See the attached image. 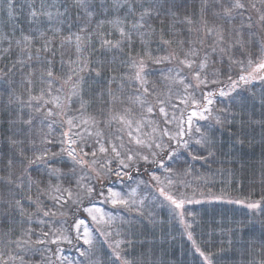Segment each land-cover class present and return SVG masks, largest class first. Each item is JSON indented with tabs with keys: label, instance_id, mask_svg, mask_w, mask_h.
<instances>
[{
	"label": "snow or ice",
	"instance_id": "obj_1",
	"mask_svg": "<svg viewBox=\"0 0 264 264\" xmlns=\"http://www.w3.org/2000/svg\"><path fill=\"white\" fill-rule=\"evenodd\" d=\"M3 3L9 21L15 20L16 0H3ZM213 5L219 7L218 11H213V16L224 21V24L208 26L205 13L210 7L209 0H201L199 21H194L191 17L186 16L183 21L173 19L168 32H165L163 27L159 30L161 43L168 46L164 55L154 54L149 47L152 36L157 33L149 21L154 14L157 18L160 16L159 6L155 0H111L108 8L112 11L113 16L97 21L95 28L91 27L92 17L95 14L91 0H71L70 6L76 9L78 13H82L86 21L79 27L78 32L69 31L66 35L62 34L60 27L54 25L64 23L63 18L68 12L67 4L63 6L62 10L59 0H30L27 4L28 23L39 25L46 21L49 26L43 30L36 27L28 34L20 29L18 38L15 25H13L11 33L0 34V60L11 57L15 53V59L12 63L10 65L6 63L3 68H0V80L10 77L17 70L24 73L25 68L28 69L24 80L27 85V99L9 93L6 105V107L13 104L19 106L17 120L9 121L10 131L17 123H20L26 126V138H16L15 132L7 137L11 145L20 146L18 154L21 167L18 173L14 172V160L11 157L8 158L9 172L7 177H0V183L10 185L16 191L11 194L10 199L0 198V206H5L6 210H15L21 219L18 221L19 234H16L15 229L10 227L0 237V245H2L0 247V264H9V260H18L19 264H26L25 255L32 250L28 246L31 243L44 245L49 243V240L52 244H57L56 252H62L59 247L60 242L73 245L74 242L82 240L83 245L88 246L81 250L77 245L79 255L85 258L84 261H72L68 257H62L61 264L64 261H67V264H99V261L91 259L94 241L85 219L75 218V213H73L74 219L70 228L54 229L50 220L46 218L66 215V211L63 210L66 205L69 208L76 205L78 210L85 198L94 201L103 197L104 202H110L113 206L123 205L130 209L129 199L124 198L119 192L113 191L109 185L102 182L110 180L112 177H116L117 180H122L124 176L131 178L129 170L136 167L141 161L145 165L155 164L164 169L165 172L172 173L171 166L165 165L164 157L166 155L168 160H172L176 150L164 140V137H167L168 141L176 140L185 149L189 147L190 143L200 145L205 149L207 155L189 152L191 159L193 161L211 162L216 155L211 129H202L196 122L211 120L215 122V125L223 126L231 124L232 121L226 115L222 117L214 114V109L211 107L214 100L211 97L216 93L207 92L203 96L204 102L202 103L192 97L189 89L194 90L200 85L206 86L209 83L205 70L213 61V57H218L221 62L227 57L230 65L232 63L243 64L242 60L234 58L233 50L239 51L242 55H247L248 65L251 67L253 59L250 49L259 44L261 62L256 67L264 69V0H228L227 3H224L223 0H213ZM20 7L23 11L25 6L21 5ZM170 15L175 17L176 14L170 12ZM237 20L238 26H236ZM177 23L187 24L189 34L196 32L197 38H175L174 29ZM106 24L110 26V30L105 29ZM225 24L231 25V28L226 30ZM245 29L248 31L245 32ZM117 34L118 38H109ZM169 35L173 38H166ZM257 36H260L259 41L255 39ZM208 37H212V43L208 45L210 51L205 50L204 55L201 56V49ZM137 41L142 49L133 55L132 50H134ZM97 43L99 48L105 52L115 50L125 53L126 56V59L122 60L121 63L127 71L119 76L112 75L108 80L106 89L108 99H104V91L97 93V97L104 105L100 109V114L105 116L103 120L94 115L85 114L89 102L81 97L84 85L87 83L83 73H94L95 77H101L105 71H114L104 61L92 60ZM197 43L201 45V48L196 47ZM126 49L130 51L126 52ZM57 56L60 58L61 65L59 73L55 70ZM173 63L175 67L153 68V66L172 65ZM185 69H188L187 73L184 72ZM156 71L159 72L158 79L150 80L149 77L153 76ZM189 76L195 81V84L189 80ZM34 77L39 80L40 84L47 85L46 88H40L38 94L33 91ZM252 78L251 74L249 76L241 75L239 81L249 83ZM261 78L264 79V77ZM57 80L60 81V86L55 89L56 94L54 95L53 84ZM228 80L230 82L227 85L229 91L226 92L221 88L219 90L221 97L228 96L237 87L238 82L232 80L231 76L228 77ZM210 82L213 84L222 83L215 77ZM112 83H118L119 95L112 90ZM176 84L182 86L183 92L186 94L183 98L177 97L180 103L189 104L191 101L190 106L194 110L187 115L186 120L183 119V113H181L175 131L168 127L153 126L154 121L149 117L157 110L164 118L165 125L176 119L175 114L171 120L169 119L166 107L172 100L173 86ZM126 86L132 89V92L126 96L129 106L124 107L122 112L115 111V106L118 103L121 105L125 103L124 89ZM65 88L68 89V92L62 97L61 93L64 92ZM73 97H80V106L77 109L79 115H70ZM134 105L139 106L140 119L133 118L134 109L132 106ZM171 107L175 108L176 105L172 104ZM25 108L29 110L27 117L23 115ZM219 111L224 112L226 110L220 109ZM38 118L40 129L34 132V122ZM113 122L122 125L123 129H127V144H125L123 136H116L115 139L119 140L120 143H115L110 136L105 135L104 130L100 127L101 123L104 124L105 128L111 127ZM57 123L61 126L66 124L68 128L67 131L61 132L62 137H67V147H64L66 141L60 139L58 142L59 151L51 147L57 143L52 138L53 126ZM81 125L88 127L83 128L82 131L73 132V129H79ZM146 127H151V132H142V129ZM45 128H47V132H44ZM123 129L119 131H123ZM133 132L140 133V135H133ZM85 134L87 137L94 136V141L89 143ZM186 136L189 139H184ZM37 138L39 146H36ZM239 142L243 143V140H239ZM26 143L32 145L31 155L25 150L24 145ZM131 144H135L137 149L128 147ZM143 148H147L148 152L144 153L139 150ZM154 149H159V151ZM64 154L71 161L69 172L72 175L59 167V164L64 163ZM77 169H79L78 179L75 176ZM33 170L37 172L43 170L48 177L47 181L40 177L34 178ZM136 170L139 171L138 168ZM89 173H93L94 178L101 182L99 189L94 184L82 183L93 179ZM188 174L189 170L186 169L183 175ZM150 175L152 180L161 185L160 196L174 205L176 209L182 208L184 198L178 201L171 194L170 186L175 183L171 176H166L164 180H161L155 174L150 173ZM53 178L56 181H67L69 184L75 179L80 190L74 194L71 188L63 187L59 182L54 183ZM33 187L36 189L35 195H33ZM166 188L169 189L167 192L165 191ZM105 190L107 194H105ZM74 196L75 198H73ZM181 197H183V193H181ZM24 200L28 201L27 208L23 203ZM46 201H51V206ZM189 202H191L190 198ZM246 206L249 209L261 208L258 202H251ZM84 211L96 224L103 222L110 225L112 221L110 216L105 220L106 214L99 208L85 207ZM94 212L99 214V218L98 215L93 214ZM180 219L183 223L182 213ZM42 225H47V230L41 227L37 235L35 228ZM190 227V224L185 225L186 229ZM71 230L76 233L74 237L71 235ZM102 234L110 235L106 231H102ZM116 234L120 235L119 232ZM33 236H36L34 241L32 240ZM188 239L192 241L199 255L204 258L205 264H213L210 257L193 240L190 232ZM122 243L124 241L118 240L114 247L109 245L112 247L115 257L113 264L116 261L119 264H131L126 257H122L120 251ZM228 244H232L231 239L228 240ZM13 245L17 250L15 255L5 251ZM46 250L50 251V249ZM5 255L8 256L7 260L4 259ZM243 255L246 258L241 261V264H264V242L260 244L259 251H257L254 240L250 239ZM48 259L50 264H55L51 258Z\"/></svg>",
	"mask_w": 264,
	"mask_h": 264
},
{
	"label": "trees",
	"instance_id": "obj_2",
	"mask_svg": "<svg viewBox=\"0 0 264 264\" xmlns=\"http://www.w3.org/2000/svg\"><path fill=\"white\" fill-rule=\"evenodd\" d=\"M155 2L159 6L160 16L157 18L154 14L149 21L157 30V33L152 36L149 47L154 54H157L155 53L157 47L163 45L159 39V30L163 27L165 32H168L173 19L183 21L186 16L191 17L194 21H199L201 0H167V2L165 0H155ZM209 4L210 7L205 13V19L207 22H216L214 20L215 16L212 13L213 11H218L219 7L218 5H213V0H209ZM99 9L100 6L97 5L95 9L96 17L99 14ZM170 12H174L176 14L175 17H172ZM71 15L76 16V13H72ZM161 21H163V24H161ZM183 26L184 23H177L175 25V38L187 39L191 37L188 29ZM236 26H238V20L236 21ZM105 29L109 30L108 27ZM197 35L194 32L192 39H196ZM109 38H118V34ZM166 38L173 37L169 35ZM211 43L210 40H206L201 49V55H204L205 50L210 51L208 45ZM167 47V45L158 47L159 54H165ZM257 48L258 45H254L250 49L251 58L256 65L261 62L259 59L261 53ZM141 49L142 46L137 41L132 54L135 55V52H139ZM125 51L130 50L126 49ZM233 56L236 60H243L247 55H242L239 51L233 50ZM14 59L15 53L11 57L0 60V68H3L6 63L10 65ZM124 59H126L125 53L115 50L105 52L99 48V44L97 43L92 60L104 61L114 71H105L101 77H95L94 73L89 74L85 72L82 74L87 81L81 93V97L89 102L86 107V115H94L100 120L105 119V116L100 114V109L104 105L97 97V93L104 91V99H108L106 89L109 78L112 75L119 76L121 73L127 71L121 63ZM59 61L60 58L57 56L55 62L57 73L61 70ZM236 64L239 69V64ZM236 64L232 63L230 65L227 57L224 58L223 62L218 57H213L211 65L221 70L218 72L219 80L222 82L220 83V89L228 84L224 82L235 72L237 69ZM27 71V68H25L24 73L17 70L10 77L0 80V177H7L8 175L7 160L9 157L14 160L13 171L17 173L20 171L21 165L18 154L20 146L11 145L7 137L15 132L16 138L25 139L26 126L17 123L10 131L9 121L17 120L19 106L13 104L10 107H6V105L9 93H14L15 95L22 96V99H27V85L24 83ZM261 72L263 71L261 70ZM258 74L260 73L257 72L253 76ZM34 81L33 91L35 94H38L39 89L44 84H40L39 80L35 77ZM234 81L238 82V87L244 84L243 81H238L237 79ZM59 86L60 81L57 80L53 84L54 95L56 94L55 89ZM111 88L118 95L120 94L118 83H112ZM125 89H128V87L126 86ZM219 90L217 92H214L216 89L211 91L216 93L215 98H217V102L212 105V108L215 114L222 117L226 115L232 123L220 126L215 125L214 121H200L202 129H211V134L215 141V157L212 158L210 163L203 160L193 161L189 152L203 153L204 155H207V153L200 145L190 143L187 149H183L173 161H170L169 165L172 171L175 170L177 174L181 172L183 174L186 169L189 170L186 179L188 180L187 188L190 192L203 193L207 194V196L214 194L221 196L220 199H205L198 203L184 200L183 210L189 217L184 218L183 223L181 221L178 222L177 217L167 214L168 210L164 209L158 200L157 206L159 208L153 212L150 219L140 218L139 220H131L125 223L122 227V241L124 243L121 249L131 264H205L204 258L199 255L192 241L188 239L189 232L200 249L210 257L213 264H241V261L246 258L243 255V251L248 247L250 239L254 240L257 251H259L260 244L264 242V87L257 89V85L252 86L251 90L248 89L247 92L225 97L219 95ZM209 91H203V93ZM67 92L68 89L65 88L61 96L63 97ZM79 106L80 97H73L70 115H79L77 111ZM118 106L119 103L115 106V111H118ZM220 109H225L226 111L220 112ZM28 111L25 108L24 117H27ZM38 122L39 118L34 122V132L40 129ZM63 130H68L66 124L62 127L61 131ZM75 131L76 129H73V132ZM60 137L62 136L58 135L54 138L57 143L53 145L55 146V149H53L56 151H59L60 148L58 143L61 139ZM85 137L89 142L86 134ZM239 140H243V143H240ZM65 144H67V140ZM36 146H39L38 138ZM24 147L28 154L31 155L30 149L32 145L26 143ZM149 165L152 169L151 167H146L147 165H142L139 171L136 169L133 171L129 170L131 178L129 176H124L122 180L111 178L102 183L112 188H118L119 186H124V182L135 181V178L148 179L150 173L158 175L162 171L156 165ZM65 166L63 163L59 164L61 168H65ZM33 168L35 169V166ZM139 176L141 178H137ZM33 177H40L47 181L46 173L43 170L40 172L33 170ZM100 184L101 182L96 180L97 189L100 188ZM174 190L176 196L174 197L179 201L181 199V191L178 188ZM15 191L12 186L0 183V198L10 199L11 194ZM35 192L36 189L33 187V195H35ZM224 197L243 202H258L261 208L250 211L243 206L229 202V199ZM160 198L162 201H167L162 196ZM23 203L27 208L28 201L24 200ZM141 209L143 213H146L147 209L145 206L141 207ZM75 210L73 209V213H75ZM168 218L170 221H168ZM20 219L21 217H19L15 210H6L5 206H0V237L10 227L15 229L16 234H19L20 226L18 221ZM166 219L167 221H165ZM188 224L191 227L186 229L185 225ZM229 239L232 240L231 245L228 244ZM66 246H69V244H66ZM84 248H87V246L84 245ZM110 253L112 254V251L102 241L94 245L91 259L99 261V264H113L115 257L112 255V258ZM115 264H119V262L116 261Z\"/></svg>",
	"mask_w": 264,
	"mask_h": 264
},
{
	"label": "rangeland",
	"instance_id": "obj_3",
	"mask_svg": "<svg viewBox=\"0 0 264 264\" xmlns=\"http://www.w3.org/2000/svg\"><path fill=\"white\" fill-rule=\"evenodd\" d=\"M29 2H30V0H16V18H15V20L9 21L3 0H0V34L11 33L13 25H15L16 35L18 38L19 34H20V29H23L24 33L28 34L30 31H32L36 27H39L41 30H43L49 26L46 21L43 23H40L39 25H30L28 23L27 4ZM223 2L227 3L228 0H225ZM59 3L62 6V10H63V6L65 4H67L68 5V12H67V15L63 18L64 23L63 24H55L54 26L60 27L62 29V34H65V35L69 31L78 32L79 27L85 23L86 18L83 17L82 13H78L76 9H74L70 6L71 0H59ZM91 3H92L94 10L97 8V5L100 6L98 16L96 17L94 14V16L92 17V22H91L92 28H95L97 21L104 20L107 18H111L113 16L112 11L108 8V5L111 3V0H91ZM21 5L25 6L23 8V11H21V7H20ZM72 13H76V16L71 15ZM121 14H123V13H121ZM78 16L80 17L79 19H78ZM214 20L216 22H208L209 27L219 26V25L223 24V22H224L216 16H215ZM225 25H226L225 26L226 30L231 28V25H227V24H225ZM107 27L110 30V26H108L106 24L105 28H107ZM183 27L188 29L187 24H184ZM247 31L248 30L245 29V32H247ZM49 35H51V33H49ZM190 36H191V38L194 37V32H192L190 34ZM207 39L212 42V37H208ZM256 39H257V41H259L260 36H257ZM155 42H158V41H155ZM257 45H258L257 49L260 50L259 44H257ZM163 46H166V45L163 44L162 46L159 45L158 47H163ZM158 47H157V51H155V53H157V55H164V54H159ZM186 47H187V45H186ZM196 47L201 48V45L199 43H197ZM200 55H201V52H200ZM201 56H203V55H201ZM242 61H243V64H239V69H238V65L235 63L237 65V69L231 75L232 80L237 79L239 81V77L241 75L249 76V74H251V76L253 78L250 80L249 83H244L243 85H241L239 87L237 86L235 88V90L231 91L228 96H233V95H236L238 93L247 92L248 89L251 90L252 86L257 85V89L264 87V79L261 78V77H264V69H258L256 67V64H254V62L252 64V66L249 67L248 56H246V58L243 59ZM228 63H229V61H228ZM167 67H175V64L173 63L172 65L153 66L154 69L167 68ZM261 70L263 72H261ZM219 71H221L220 68L212 66L211 62H210L209 66L205 70V73L207 75V79H208L209 83L206 86L200 85L198 88H195L194 90L189 89V93L192 95V97L195 100L201 101L203 103L204 102L203 96L206 94V93H203V91H207V90L214 91V89H216V91H214V92H217L220 89L219 88L220 84H213L210 82L214 77L219 80V76H218ZM184 72L187 73L188 69H185ZM257 72H259L260 74L253 76V74H257ZM182 75H183V73H182ZM158 77H159V72L156 71L153 76L149 77V79L150 80H156V79H158ZM189 80H192L191 76H189ZM192 83L195 84V81L192 80ZM224 83L229 84L230 82H229V80H227ZM227 85L223 87V89H227V90H225L226 92H228V90H229ZM43 87L46 88L47 85L44 84ZM131 92H132L131 88L124 89L125 103L123 105L119 104V106L117 107L118 111L122 112L124 107L129 106L127 99H126V96H127V94H129ZM184 95H186V94L183 92L182 86H180L178 84L174 85L173 86L172 100H171L170 104H168L166 107H167L169 119L171 120L173 114H175L176 119L171 120L170 124L165 125L163 122L164 118L159 114V112L157 110L152 116L149 117V119H152L154 121L153 126H158L159 128L168 127L169 129L175 131L177 128V124L181 118V113H183V119L186 120L187 115L192 110H194L190 106L191 101H189V104L180 103V100L177 97L183 98ZM211 98L214 100V104H215L217 102V98H215V95ZM172 104H175L176 107L175 108L171 107ZM49 107H51V106H49ZM132 107L134 109L133 118L134 119H140L139 106L134 105ZM196 123L200 125V121H197ZM38 125H40L39 122H38ZM64 125L65 124H63L61 126V124L57 123L53 126V128H54V131L52 133L53 139L55 138V136H58V135L61 136V132H62L61 129H62V127H64ZM85 127H88V126L81 125L79 129H76V131L83 130V128H85ZM100 127L104 130L105 135L110 136L114 140L115 143H117V144L120 143L119 140L115 139L116 136H123L125 144L128 143V136L126 134L127 129H123L122 125H120L116 122H113L111 127L105 128L104 124L101 123ZM185 127H186V125H185ZM120 129H123V131H119ZM47 131L48 130L46 128L44 130V132H47ZM63 131H66V130H63ZM142 132H151V127L143 128ZM70 135H71V133H70ZM133 135H140V133L133 132ZM60 138L64 139L65 141L67 140V137L66 138L60 137ZM87 138L89 139V143H92L95 139L94 136L93 137H87ZM184 139H188V137L186 136V137H184ZM164 140L167 143H170L171 147L176 150V153H175V156L173 157V159L177 155H179L183 149H185L180 144H178L176 142V140L168 141L167 137H164ZM51 147H53L55 149V146L52 145ZM64 147H67V144H65ZM128 147H131L134 150L137 149V146L135 144L128 145ZM139 150L143 151L144 153L148 152L147 148H143V149H139ZM154 150L159 151V149H154ZM63 159H64L63 164H65L66 166H65V168H62V169L66 173H69V175H72L69 172V168L71 167V161L66 156V154H64ZM173 159L168 160L167 156L165 155V157H164L165 165H169L170 161H173ZM142 165H145L143 163V161H141L136 167L132 168L130 171H133L134 169H137V168L140 169V167H142ZM151 165L153 166L155 164H151ZM146 167H151V166L148 164ZM156 167L158 169H162V168L158 167L157 165H156ZM151 169H152V167H151ZM89 175L93 176V179L91 181H83L82 183H91V184L96 185V179L94 178V174L89 173ZM75 176L77 179L79 178V169H77ZM157 176H159L161 178V180H164V178L166 176H171V178L175 182L173 185L170 186L171 194L173 196H175V194H174L175 190L174 189L178 188V189H180L181 193H183V197H181V195H180V198H184V200L187 202H189V198L191 199L192 202H196V201H202L205 199L206 200L207 199L215 200L216 198L220 199V197H221V196H216L214 194H210L209 196H207V194L201 195V194H197L194 191L190 192L187 188L188 180L186 178L188 176L183 175L182 172L177 174L176 171L174 170V171H172V173H169V172H165L164 169H162L160 174H158ZM112 178L117 179L116 177H112ZM137 178H141V177L139 176ZM46 179H48L47 175H46ZM53 182L54 183L59 182L62 184L63 187L71 188V190L73 191L74 194L80 190L75 183V179L72 180L71 184H69L67 181H64V180L56 181L55 178H53ZM65 182H67V183L65 184ZM160 187H161V185H158L156 183V181L152 180L151 175L149 174L148 179H146V178L136 179L135 178V181L124 182V186H119L118 188H112L111 187L113 191L119 192L124 198L129 199L130 205H131L130 209L128 207L123 206V205L113 206L110 202H104L103 197L95 199L94 201H90L88 198H85L78 210H77L76 205H72L70 208L66 205L65 208L63 209L64 211H66V215H63V216L57 215L56 217H50V218H46V219L50 220L51 225L54 229L55 228H70V225L72 224V221L74 219L73 209L75 210V208H76L75 218L85 219L86 224L88 225V227L90 229L94 243H96V242L100 243V242L104 241L107 244L108 249L110 251H112V247H109V245H112L114 247L116 241H118V240L122 241V227H123V225L125 223L131 221V220H133V221L139 220L140 218L150 219L153 212L159 208L157 206L159 201L161 202V205L163 206V208L168 210L167 214L174 216V217H177L178 222L181 221V219H180L181 213L183 214V219L186 217H189V215L184 212L183 207L180 209H176L175 206L172 205L170 202L161 200L160 195H159L160 194V192H159ZM168 190H169L168 188L165 189L166 192ZM105 194H107L106 190H105ZM73 198H75V196ZM224 198L229 199L228 197H224ZM46 202L49 204V206H51V201H46ZM229 202L238 204L239 206H243L244 208H247V209H249V208L246 205L248 203H251V202H243V201L238 202L235 199H229ZM143 206H145V208L147 209L145 211L146 213H143V211L141 209V207H143ZM85 207H92L94 209L95 208L101 209L102 212L104 214H106L105 220H107V218L109 216L112 217V221H111L110 225L104 224L103 222L101 224L94 223L91 220V217L88 215V213L84 211ZM249 210L255 211L256 209H249ZM93 214L98 215V218H99V214H97L95 212ZM165 221H167V219ZM168 221H170V219ZM41 227H43L45 230H47V225L38 226L35 228V232L37 233V235L39 234ZM102 231H106V232L110 233V235L102 234ZM117 232H119L120 235H117L116 234ZM71 235L73 237L76 235L74 230H71ZM25 239H27V237H25ZM35 239H36V236H33L32 240L34 241ZM45 239H49V238H45ZM66 244L67 243L60 242L59 247L62 249V252H56L57 244H52L50 242V240H49V243L44 244V245L31 243L28 247H30L32 250L28 251L25 255L26 264H50L48 258H51V261L55 262V264H61V258L62 257H68L72 261H78V260L84 261L85 258L81 257L79 255V250L77 249V245H78L79 248L82 250L84 248L83 243H81V242L79 243V241H77L74 246L73 245L66 246ZM122 245H123V243L120 245V251H121L122 257H125V255L121 249ZM46 249H50V251H47ZM5 251L10 253L11 255H15L17 250L15 249V246L13 245V246H10ZM112 255H113V252H112V254L110 253L111 257H112ZM4 259L7 260L8 256L5 255ZM9 264H19V261L18 260L17 261L9 260ZM63 264H67V261H64Z\"/></svg>",
	"mask_w": 264,
	"mask_h": 264
}]
</instances>
